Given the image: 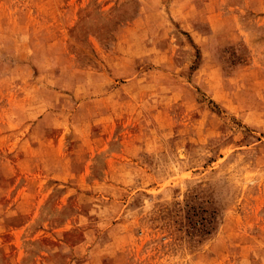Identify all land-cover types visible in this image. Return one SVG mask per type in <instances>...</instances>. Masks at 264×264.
Returning <instances> with one entry per match:
<instances>
[{
	"label": "rangeland",
	"instance_id": "rangeland-1",
	"mask_svg": "<svg viewBox=\"0 0 264 264\" xmlns=\"http://www.w3.org/2000/svg\"><path fill=\"white\" fill-rule=\"evenodd\" d=\"M255 0H0V264H264Z\"/></svg>",
	"mask_w": 264,
	"mask_h": 264
},
{
	"label": "crops",
	"instance_id": "crops-1",
	"mask_svg": "<svg viewBox=\"0 0 264 264\" xmlns=\"http://www.w3.org/2000/svg\"><path fill=\"white\" fill-rule=\"evenodd\" d=\"M255 29H248L245 25V40L254 45L256 70L264 72V0H255Z\"/></svg>",
	"mask_w": 264,
	"mask_h": 264
}]
</instances>
